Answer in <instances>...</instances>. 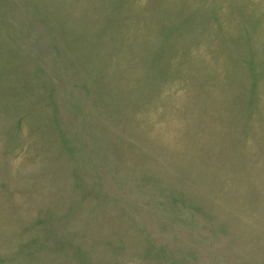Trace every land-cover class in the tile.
Instances as JSON below:
<instances>
[{
	"label": "rangeland",
	"instance_id": "rangeland-1",
	"mask_svg": "<svg viewBox=\"0 0 264 264\" xmlns=\"http://www.w3.org/2000/svg\"><path fill=\"white\" fill-rule=\"evenodd\" d=\"M0 264H264V0H0Z\"/></svg>",
	"mask_w": 264,
	"mask_h": 264
}]
</instances>
